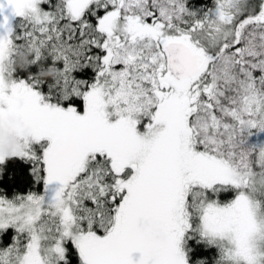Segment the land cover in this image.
<instances>
[{"label":"snow or ice","instance_id":"6c2138e0","mask_svg":"<svg viewBox=\"0 0 264 264\" xmlns=\"http://www.w3.org/2000/svg\"><path fill=\"white\" fill-rule=\"evenodd\" d=\"M0 264H264V0H0Z\"/></svg>","mask_w":264,"mask_h":264},{"label":"trees","instance_id":"16d2710c","mask_svg":"<svg viewBox=\"0 0 264 264\" xmlns=\"http://www.w3.org/2000/svg\"><path fill=\"white\" fill-rule=\"evenodd\" d=\"M209 3V0H188V7L192 11H202L203 8ZM20 23L19 18H14L13 20V26L15 27L16 34H19L20 29L19 27H16ZM26 57V56H25ZM27 63V57H26V62ZM31 72H37L39 71V64L37 65H32L29 69ZM26 73H22L24 75ZM15 167V166H14ZM5 186L8 188L9 191L16 190V188L22 189L24 187L23 182L21 180L16 181V187L13 188L8 182H5Z\"/></svg>","mask_w":264,"mask_h":264},{"label":"clouds","instance_id":"9594fccd","mask_svg":"<svg viewBox=\"0 0 264 264\" xmlns=\"http://www.w3.org/2000/svg\"><path fill=\"white\" fill-rule=\"evenodd\" d=\"M18 61L20 62V63H24V62H26V57L23 55V54H21L19 57H18ZM53 73H52V71L51 70H49V71H45L44 73H43V75H45V76H51Z\"/></svg>","mask_w":264,"mask_h":264},{"label":"rangeland","instance_id":"374dc122","mask_svg":"<svg viewBox=\"0 0 264 264\" xmlns=\"http://www.w3.org/2000/svg\"><path fill=\"white\" fill-rule=\"evenodd\" d=\"M14 20V19H13ZM12 23H13V21H12Z\"/></svg>","mask_w":264,"mask_h":264}]
</instances>
